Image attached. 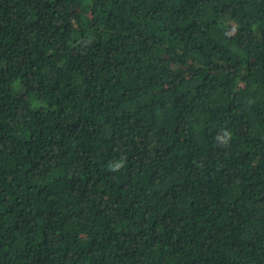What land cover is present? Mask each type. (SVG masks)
Masks as SVG:
<instances>
[{"label":"trees","instance_id":"obj_1","mask_svg":"<svg viewBox=\"0 0 264 264\" xmlns=\"http://www.w3.org/2000/svg\"><path fill=\"white\" fill-rule=\"evenodd\" d=\"M0 264H264V0H0Z\"/></svg>","mask_w":264,"mask_h":264}]
</instances>
